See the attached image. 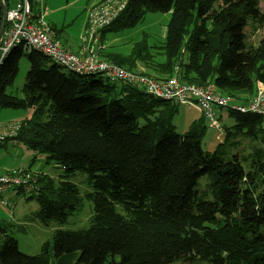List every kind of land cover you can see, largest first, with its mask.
Returning a JSON list of instances; mask_svg holds the SVG:
<instances>
[{
	"label": "trees",
	"instance_id": "1",
	"mask_svg": "<svg viewBox=\"0 0 264 264\" xmlns=\"http://www.w3.org/2000/svg\"><path fill=\"white\" fill-rule=\"evenodd\" d=\"M257 1L125 0L118 17L99 31L133 27L147 11L169 13L161 62H148L144 40L127 54L101 49L100 60L158 81L174 76L185 84H212L231 96L226 109H217L224 132L211 152L198 110L200 117L177 133L172 120L181 105L140 86L75 73L36 51L15 48L1 61L0 108L31 114L2 125L16 126V133L0 142L13 139L46 152L62 172L51 177L15 169L37 179L38 186L20 185L12 193L35 196L38 209L29 219L58 227L36 255L19 251L10 224L0 227V264H104L115 255L117 264H264V151H235L237 137L264 143V117L236 108L256 95L257 84L264 88V38L255 45L244 34L249 23L264 28ZM22 57L29 68L17 97L8 88ZM79 172L92 188L84 194L70 180ZM202 177L206 188L199 190ZM83 197L93 204L88 226L61 228Z\"/></svg>",
	"mask_w": 264,
	"mask_h": 264
},
{
	"label": "rangeland",
	"instance_id": "2",
	"mask_svg": "<svg viewBox=\"0 0 264 264\" xmlns=\"http://www.w3.org/2000/svg\"><path fill=\"white\" fill-rule=\"evenodd\" d=\"M89 1L92 0H31L36 9L39 6L41 7L42 12H44L46 22L54 29H63L65 32H69L71 34H76L81 28L80 24L84 20L85 6ZM234 1L236 0H219V4L226 5ZM156 2L158 3L159 0H156ZM256 5L257 12L255 14L259 16L260 13L264 11V0H258ZM168 20L169 13L161 11H147L144 13L141 20L133 27L119 29L117 32L111 31V29L106 30L104 32V39H114V41H112L108 46V49H114V51L122 54L129 53L133 50V47L136 44H139L144 40L146 45H148L150 54L149 57L151 58L148 62L151 61L152 64L155 62L158 63L164 58L163 51H160L159 48L164 43L166 37ZM255 25L257 24L249 23L244 28V34L246 39L256 45L264 38V28H256ZM257 26H259V24ZM84 31L81 35H79V40L81 38V40L86 43V52L83 55H78L77 53H74V55L82 57L83 59H89V56L93 53V58L97 61H101L100 51L103 48H101L99 44H96L91 50V46L94 43H90L86 36H83ZM49 32H51V28H49ZM19 63V71L12 86L8 88V92L17 97L22 96L21 88L24 83L26 71L29 68V64L24 57L20 58ZM259 88H262L261 84H257V91ZM30 114V109H11L1 107L0 123L2 124H0V127L8 122L13 123L14 120L19 121L21 118ZM199 117L200 113L197 110L187 108L183 105L178 106V111L172 120L175 131L177 133L185 132L191 122ZM227 121H229L227 124L233 123L231 118L227 119ZM235 140H240L241 142L235 150L239 155L250 153L253 147H260L264 151V143H260L259 141H250V139H247L246 137H237ZM0 143V172H4L8 169H29L33 172L47 173L51 177H57L62 172L61 165L59 166L54 164L52 161H49L48 153L46 152L33 150L13 139ZM217 143L218 141L211 144L206 142L205 144L212 151ZM248 167L249 165L246 164L245 169H248ZM86 177V174L79 172L70 178V180L79 187L81 194L92 190L91 184ZM243 180H246V178H243ZM32 181L37 185L36 177L33 176ZM205 188V177H202L200 179V187H198V189L204 190ZM34 189L37 188L34 186ZM27 193L23 194L20 192L15 195V199L13 202L8 203L7 207L0 205V227L10 224L12 227L11 234H13L17 240L19 251L27 255H36L39 253L41 245L50 239L52 231L58 226L54 223L45 226L38 221H31L29 219L31 214L38 209V203L35 196H32L31 199H27L29 195ZM9 195H11V193H9ZM92 213V202L83 197V204L80 209L69 216L61 228L78 229L86 227L89 224V218ZM2 238V231L0 230V241ZM118 261V256H109L107 260H105L104 264H117ZM177 262L169 264H178ZM179 264H182V262H179Z\"/></svg>",
	"mask_w": 264,
	"mask_h": 264
},
{
	"label": "built area",
	"instance_id": "3",
	"mask_svg": "<svg viewBox=\"0 0 264 264\" xmlns=\"http://www.w3.org/2000/svg\"><path fill=\"white\" fill-rule=\"evenodd\" d=\"M124 7L125 0H103L89 6L86 9L83 36L90 43L95 42L99 31L109 27ZM5 16L6 25L0 42V63L13 49L18 48L21 53L39 52L52 63L78 74H105L110 81L135 84L144 88L155 99L197 109L207 121V142L211 144L221 140L224 129L217 116V109H226L232 103V98L227 94H219L212 84L195 86L182 83L176 77L158 81L112 63L97 61L93 58V53L89 59L69 53L58 40L49 35V25L44 15L41 12L34 13L29 0H17L14 6L7 8ZM236 108L241 112H256L264 117V88H259L250 101ZM15 127L10 130V127L1 126L0 140L13 136L16 133ZM32 183V177L28 173L15 169L0 172V205L8 206L9 200L16 197L12 193L17 186L32 188Z\"/></svg>",
	"mask_w": 264,
	"mask_h": 264
},
{
	"label": "crops",
	"instance_id": "4",
	"mask_svg": "<svg viewBox=\"0 0 264 264\" xmlns=\"http://www.w3.org/2000/svg\"><path fill=\"white\" fill-rule=\"evenodd\" d=\"M17 0H10L7 8H10L15 5ZM102 0H92L89 1L85 6V14H84V20L81 22L80 26L81 28L77 31L76 34H71L69 32H65L63 29H54L50 24L51 28V35L59 40L62 43V46L69 52L77 53L78 55H83L86 52V43L84 41L79 40V35L83 33L85 26H86V9L96 3L101 2ZM33 5V4H32ZM35 12H41L44 15V12H42L41 7L39 6L37 9L35 8ZM104 30L102 33L99 32L96 36V41L93 42L94 44L91 46V49L96 44H99L101 48L108 49V46L114 39H104ZM85 43V44H84ZM114 50V49H113ZM195 109V108H194ZM197 110V109H196Z\"/></svg>",
	"mask_w": 264,
	"mask_h": 264
},
{
	"label": "water",
	"instance_id": "5",
	"mask_svg": "<svg viewBox=\"0 0 264 264\" xmlns=\"http://www.w3.org/2000/svg\"><path fill=\"white\" fill-rule=\"evenodd\" d=\"M0 8H1V13H2V21H1V25H0V42H1V39H2V35H3V30H4V27H5V24H6V6L3 2V0H0Z\"/></svg>",
	"mask_w": 264,
	"mask_h": 264
},
{
	"label": "clouds",
	"instance_id": "6",
	"mask_svg": "<svg viewBox=\"0 0 264 264\" xmlns=\"http://www.w3.org/2000/svg\"><path fill=\"white\" fill-rule=\"evenodd\" d=\"M7 7V6H6ZM6 10H7V8H6ZM6 25V24H5ZM10 170V169H9Z\"/></svg>",
	"mask_w": 264,
	"mask_h": 264
}]
</instances>
